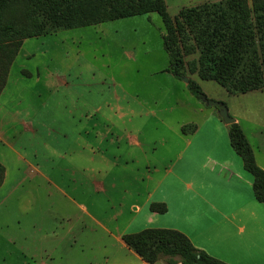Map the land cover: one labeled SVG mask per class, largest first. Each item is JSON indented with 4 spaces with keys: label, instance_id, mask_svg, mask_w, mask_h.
Returning a JSON list of instances; mask_svg holds the SVG:
<instances>
[{
    "label": "rangeland",
    "instance_id": "rangeland-1",
    "mask_svg": "<svg viewBox=\"0 0 264 264\" xmlns=\"http://www.w3.org/2000/svg\"><path fill=\"white\" fill-rule=\"evenodd\" d=\"M164 1L173 18L183 8L220 0ZM163 35L156 13L62 30L25 39L10 67L9 89L2 98L9 102L3 106L0 101V139L12 147L0 143L5 187L8 190L20 181L19 192L32 196L23 202L22 211L32 208L29 204L35 195L49 213L43 216V224L57 227L58 234L72 229L75 263L101 257L96 252L103 245L110 248L112 241L91 217L111 231L123 229L126 221L137 216L142 220L148 211L133 208L142 209L147 189L162 183L160 194L180 201L174 217L193 221L204 194L199 189L200 176L214 183L205 194L227 195L229 184L222 177L216 182L213 175L228 176L229 153L242 164L230 146L226 125L219 117L222 127L218 129L211 120L218 109L195 98L183 78L167 71L170 63ZM194 58L197 55L186 60ZM188 77L200 86L206 100L227 107L257 165L264 169V90L230 95L213 81ZM116 98L122 101L108 117L85 112L105 108ZM14 110L16 118L10 116ZM127 124L141 145L134 149L136 167L119 161L130 151L126 152L125 138L115 133ZM188 124L197 126L195 134L182 133V126ZM108 138L113 143L105 152L103 142ZM86 140L94 143L88 152L79 146ZM65 153L67 161L61 158ZM235 180L242 201L252 197V183ZM79 206L91 217H82ZM31 221L28 215L22 216L23 225ZM1 260L0 248V264Z\"/></svg>",
    "mask_w": 264,
    "mask_h": 264
},
{
    "label": "trees",
    "instance_id": "trees-1",
    "mask_svg": "<svg viewBox=\"0 0 264 264\" xmlns=\"http://www.w3.org/2000/svg\"><path fill=\"white\" fill-rule=\"evenodd\" d=\"M151 13L163 23L167 71L177 79L187 77L186 87L195 98L205 95L188 75L213 81L230 95L264 90V0L206 2L183 8L173 18L164 0H0V95L25 39ZM193 55L197 58L186 60ZM227 128L231 148L253 178V195L264 204V169L240 125ZM196 129L188 124L181 131L188 135ZM4 172L0 164V186ZM149 210L163 214L167 208L151 203ZM122 240L149 264H227L197 249L177 230L148 228L124 234Z\"/></svg>",
    "mask_w": 264,
    "mask_h": 264
},
{
    "label": "crops",
    "instance_id": "crops-1",
    "mask_svg": "<svg viewBox=\"0 0 264 264\" xmlns=\"http://www.w3.org/2000/svg\"><path fill=\"white\" fill-rule=\"evenodd\" d=\"M8 84L9 76L7 84L0 95V101L4 104L3 106L9 102V99L2 100L9 89ZM112 101L109 104L105 103V108L98 106L93 108V111L85 110V112L88 111L89 115L92 112V114L99 113L103 117H108L114 108L118 107L122 99L116 98ZM17 115V110L10 114L13 118H16ZM219 119V115H211L214 125L221 129L222 124ZM23 127L27 128L25 124ZM197 130L198 128L193 134ZM134 131L127 124L126 128L116 131L115 136L124 137L127 142L126 152L130 151L126 156H121L119 161L124 164L129 162L136 167L137 151L134 149H141V145L137 139L132 137L136 136ZM30 132L35 133L32 128H30ZM0 143L12 149L7 142L1 141V139ZM103 143L104 151L107 152L113 140L108 138ZM79 146L80 149L88 152V150L93 149L94 143L86 140ZM69 152V156L72 159L73 149H70ZM66 156H68L67 153L61 158L67 161ZM70 163L73 164V160ZM226 165L228 166V169H226L227 177L224 174L212 175L216 182H219V178L222 177L221 179L224 183L227 182L229 184L227 186L229 194L218 195L219 193L213 191L205 194L208 187L211 189V185L214 183L206 175L200 176L198 179L199 189L204 191V194H200V206L193 221L186 220L183 216L182 218L180 216L174 217L175 206H179L180 201L176 198L174 200L169 199L168 194H160L162 183L147 189V199L142 204V209L138 206L133 208L135 212L148 211L145 212V218L137 220L140 219L137 216L128 223L126 221L121 230L116 228L115 231H111V228L102 225L91 217L85 207L79 206L82 217H91L99 225L101 231L107 235L109 241H112L108 242L110 248L103 245L101 250L96 252L101 257L98 258L94 255L93 259L85 262V264H149L127 247L122 240L124 234L137 233L148 228L177 230L183 233L197 249L203 250L227 264H264V204L259 203L254 195L252 197L248 196L246 201H242L241 191L239 190L240 184L235 182V179H242L248 184L253 182V178L242 167L243 163L241 164L231 153L228 154ZM32 168L36 171L34 167ZM208 171L211 172L212 170ZM169 172L170 170L168 169L165 175H168ZM149 174H151V171H149ZM5 175L0 186V248L2 250V264H80L79 262L75 263L74 234L72 229L69 228L64 234H58L57 227L43 224V216L47 217L49 213L42 209L40 199L35 195L31 204L28 202L30 207L32 205V208L22 211L23 202L28 201L27 198L32 196L25 192H19L18 184L20 181L12 184V187L7 190L5 187ZM152 175L148 176L147 179L151 180ZM69 201L75 203L72 199H69ZM151 203H164L167 211L163 214L151 212L149 210ZM24 215H28L32 220L29 225L21 223ZM54 218L57 219V216H54ZM80 233L82 234V231ZM154 264L166 263L163 260H159Z\"/></svg>",
    "mask_w": 264,
    "mask_h": 264
},
{
    "label": "water",
    "instance_id": "water-1",
    "mask_svg": "<svg viewBox=\"0 0 264 264\" xmlns=\"http://www.w3.org/2000/svg\"><path fill=\"white\" fill-rule=\"evenodd\" d=\"M183 79L187 83V77H184ZM203 101L205 102L206 106H215L218 109V115L225 125H230L235 123V119L229 115L228 109L223 103L216 101H209L206 99H203Z\"/></svg>",
    "mask_w": 264,
    "mask_h": 264
}]
</instances>
